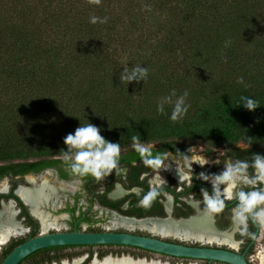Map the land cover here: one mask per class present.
Listing matches in <instances>:
<instances>
[{"label": "trees", "instance_id": "obj_1", "mask_svg": "<svg viewBox=\"0 0 264 264\" xmlns=\"http://www.w3.org/2000/svg\"><path fill=\"white\" fill-rule=\"evenodd\" d=\"M136 65L146 81L121 83ZM172 90L189 93L177 122L156 110ZM88 122L121 148L139 135L264 155V0H0V177L61 172L65 136Z\"/></svg>", "mask_w": 264, "mask_h": 264}, {"label": "flooded vegetation", "instance_id": "obj_2", "mask_svg": "<svg viewBox=\"0 0 264 264\" xmlns=\"http://www.w3.org/2000/svg\"><path fill=\"white\" fill-rule=\"evenodd\" d=\"M198 143L204 147V151L199 156L193 152L194 146ZM147 145H154V155L155 151H164L158 143H147ZM238 147L240 146L238 145L237 148ZM227 149H230V151H224L225 149L223 147L210 149L202 142L195 141L185 145V149H181L179 152L167 150L170 152V155L165 160V166H169V168L167 170L161 169L158 172L157 170L145 167L141 162L139 154L134 150L132 144H130L121 148L119 160L120 171L116 172V170H114L101 181H96L91 176H74L64 163L60 164L61 172L55 167H50L40 170L39 172H32L25 175H7L0 177V184L4 181L0 185V212L8 205H11L15 213L13 218L14 222L25 230L23 234L14 238H9L5 245L0 246V262L18 245L28 239L44 234L41 231L40 221L33 216L29 205H27L17 193L18 189L21 187L25 189L32 188L33 185L28 181L29 178H43L49 180L56 188H63L65 185H69V187L66 186L69 191L67 189L65 190V188L64 192L59 191L60 203L56 209L53 210L51 209L52 207L46 206L47 208L45 207L43 210L44 212L46 211L45 213L49 214L51 218L64 217L59 222L62 223L61 228L63 225L65 228L59 231L49 230L46 233L73 231L84 233L118 232L142 236H157L139 230H106V227H108L113 217L136 222L168 221L171 223H188L197 218L200 205L202 204L199 203V201L202 200L200 189L201 187L207 188L209 193H211V184L196 178V176L202 171L205 173H219L223 170V164L225 162L229 160L235 161L240 158L239 153L235 151L236 149L234 150L231 147H227ZM185 157H187V159ZM203 157L208 159L210 163L200 166L198 163ZM215 160H218V164L211 162ZM192 161L197 163L191 165L193 181L192 187L190 188L187 181L179 184L178 174L181 176L188 174V164ZM49 171L54 172L55 178L54 176L52 179L43 177V174L49 173ZM251 171L252 169H249V172ZM62 173L65 174V177ZM144 173H148V175L143 176L142 174ZM160 176L166 181V185H163L159 189L160 195L152 203L150 208L139 206L138 201L150 187L159 185ZM60 184L63 185V187H59ZM4 186L6 188L3 191L1 189ZM70 188H72V190H70ZM133 188L140 189V194L137 195L132 193L131 189ZM245 190L247 191L249 189L246 188ZM165 193L171 195L172 199H169L168 195H165ZM226 203L227 207L222 213L212 217L209 216V224L213 232L218 235L225 234V236H228L229 239L237 245L236 249L226 245L208 244L200 241L188 242L165 237L164 240L186 244L188 246L227 250L239 255L244 254L248 264H258L257 259L255 260L256 263H254L251 257L256 252L259 242L263 243L260 249L264 248V227H257L249 221V232L255 235V239L248 236H240L235 230L231 214V208L236 204V201H227ZM103 224L107 225L102 227ZM83 226H86V228L82 229ZM159 237L161 236H158V238ZM101 247L121 248L122 246H65L45 248L32 253L19 264H63L64 261H67V264H90L93 260L103 259L104 256L112 257V255H126L134 258L135 255L130 252L94 250L95 248ZM127 248L147 252L133 247ZM148 253L154 254L151 252ZM158 256L165 259L169 258L170 260L199 261L201 262L200 264H207V261L203 260L172 258L163 255ZM167 264L170 263L167 262ZM211 264L224 263L213 262Z\"/></svg>", "mask_w": 264, "mask_h": 264}, {"label": "clouds", "instance_id": "obj_3", "mask_svg": "<svg viewBox=\"0 0 264 264\" xmlns=\"http://www.w3.org/2000/svg\"><path fill=\"white\" fill-rule=\"evenodd\" d=\"M89 4L99 5L101 0H88ZM150 10V6H145ZM108 18H100L93 16L90 19L92 24L107 23ZM148 69L136 65L129 68H124L119 75L121 83H131L135 81L139 84L141 81H146ZM237 83H243V78L238 79ZM189 95L185 91L182 95L177 96L175 90L161 98L156 106L159 114H165V106L171 105L170 120L177 122L184 118L190 105L186 104V98ZM54 100V99H53ZM248 111H254L259 107L258 102L252 98L241 96L240 103ZM101 129L92 123H87L84 126H78L74 133H69L65 136L63 143L66 145V151L63 152V162L74 176L85 177L91 176L96 181H101L109 176L114 170L119 172V160L121 147L119 143H113L105 139L101 134ZM250 144L253 142L252 137H246ZM132 147L139 154L142 164L158 172L161 169L167 170L169 166H165V160L170 155L167 150L155 151L154 145H147L141 141L139 135L131 137ZM224 151H230L225 149ZM187 159V157H185ZM218 164V160L211 161ZM197 163L192 161L188 164L189 172L186 175H179V184L187 181L188 186L192 187L193 171L191 165ZM210 163L204 157L198 163L200 166ZM223 170L219 173L200 172L196 178L207 181L211 184V193L207 188L201 187L200 194L202 200L199 203L203 204V211L208 216L212 217L222 213L227 207V201H236V204L231 208L232 221L235 225V230L240 236H248L255 239V235L249 232V221L257 227H264V155L253 154L251 162L242 160H229L225 162ZM249 169H252L249 172ZM147 176L148 173L142 174ZM166 185V181L160 176L159 185H153L138 201L139 206L150 208L152 203L160 195V188ZM249 190H245V189ZM182 190V189H179ZM140 189H131L132 193L140 194ZM168 195L169 199L172 196ZM3 243V241H0ZM63 264H67L64 261Z\"/></svg>", "mask_w": 264, "mask_h": 264}, {"label": "bare ground", "instance_id": "obj_4", "mask_svg": "<svg viewBox=\"0 0 264 264\" xmlns=\"http://www.w3.org/2000/svg\"><path fill=\"white\" fill-rule=\"evenodd\" d=\"M179 179V177H178ZM30 183H35V179H28ZM60 187V186H59ZM5 186L1 190H5ZM59 191L64 192V188H56L50 185L47 181H41L38 186L31 190L19 188L17 193L31 208L33 216L40 221L41 231L45 234L49 230H60L61 218H51L49 214L43 210L47 207L56 209L59 206ZM26 205V206H27ZM46 207V208H47ZM203 204L200 205L198 217L189 221L188 223H171L168 221H131L113 217L110 220L106 230L125 229L128 231H142L149 232L153 235L175 238L185 241H200L210 244L226 245L230 248L236 249L237 245L233 243L225 234L218 235L213 232L209 224V216L203 211ZM14 212L11 205H8L0 212V246L7 243L9 238L17 237L25 232L19 224L15 223ZM111 256V255H110ZM122 256V255H121ZM259 264H264V248L260 251L258 256ZM90 264H167L158 261H146L143 259L133 260L128 257H105L101 260H93Z\"/></svg>", "mask_w": 264, "mask_h": 264}, {"label": "water", "instance_id": "obj_5", "mask_svg": "<svg viewBox=\"0 0 264 264\" xmlns=\"http://www.w3.org/2000/svg\"><path fill=\"white\" fill-rule=\"evenodd\" d=\"M163 237L158 236H142L130 233L118 232H99V233H84V232H55L41 234L31 238L15 247L0 264H19L23 259L32 253L51 247L65 246H122L121 248H95L94 250L115 249L127 252H134L148 255L152 260L169 262V263H198L199 261L185 260H170L162 258L158 255H163L172 258H184L192 260L207 261V264L213 262L224 264H248L244 254H236L231 251L188 246L186 244L174 243L173 241H165ZM127 247L141 249L147 252L137 251ZM148 252L158 254H150Z\"/></svg>", "mask_w": 264, "mask_h": 264}, {"label": "rangeland", "instance_id": "obj_6", "mask_svg": "<svg viewBox=\"0 0 264 264\" xmlns=\"http://www.w3.org/2000/svg\"><path fill=\"white\" fill-rule=\"evenodd\" d=\"M240 147H243L242 145H239ZM204 151V147L201 145V144H196L195 146H194V148H193V152H194V154H196L197 156H199L202 152ZM49 174V175H48ZM51 175V176H50ZM53 176H54V178H55V175H54V172H52V171H49V173H44L43 174V177H45V178H47V179H52L53 178ZM33 177V176H32ZM29 179H35V183H31L33 186H32V188L31 189H33V188H35L36 186H38V184L41 182V181H47L50 185H52L51 183H50V181L49 180H46V179H43V178H29ZM4 181H2L1 182V184L3 183ZM0 184V185H1ZM52 186H55V185H52ZM60 187H63V185H59ZM69 187V185H65V187H63V188H65V190L67 189V187ZM56 187V186H55ZM25 189V188H24ZM31 189H25V190H31ZM68 190V189H67ZM70 190H72V188H70ZM69 191V190H68ZM105 225H107V224H103L102 225V227H105ZM63 228H65L64 227V225H63V227L60 229V230H62ZM86 228V226H83V228L82 229H85ZM119 229H121V228H119ZM59 231V230H58ZM262 244L263 243H261V242H259L258 243V245H257V249H256V252L252 255V260H253V262L254 263H256L255 262V260L257 259V261H258V264H259V260H258V256H259V253H260V251L263 249H260V247L262 246ZM103 251H110V250H112V251H116V252H124V253H126L127 251H121V250H115V249H102ZM260 250V251H259ZM259 252V253H258ZM131 254H135L134 255V258H132L131 256H126V255H122V256H115V255H112V257H115V258H119V257H123V256H125V257H131L133 260H138V259H143V260H146V261H148V262H150V261H155V260H152L148 255H146V254H140V253H134V252H130ZM257 253H258V255H257ZM256 255H257V257H256ZM108 256H110V255H108ZM104 257H107V256H104ZM103 257V258H104ZM136 257H142V258H136ZM144 257V258H143ZM256 257V258H255ZM147 258V259H146ZM158 262H161V263H165V262H162V261H158ZM167 263V262H166ZM170 264H177V263H170Z\"/></svg>", "mask_w": 264, "mask_h": 264}]
</instances>
